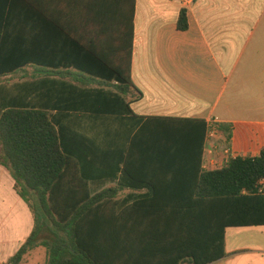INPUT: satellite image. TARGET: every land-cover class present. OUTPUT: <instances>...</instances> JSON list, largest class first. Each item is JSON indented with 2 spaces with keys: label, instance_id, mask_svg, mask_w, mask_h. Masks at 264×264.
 I'll use <instances>...</instances> for the list:
<instances>
[{
  "label": "trees",
  "instance_id": "obj_1",
  "mask_svg": "<svg viewBox=\"0 0 264 264\" xmlns=\"http://www.w3.org/2000/svg\"><path fill=\"white\" fill-rule=\"evenodd\" d=\"M65 2L83 30L66 36L77 48L73 59L87 58L82 66L75 64L78 72L90 85L114 81L120 95L135 91L132 100L140 99L130 78L135 0ZM39 10L35 0H0V14L7 16L0 23V83L33 62L31 51L19 50L31 44L32 34L11 32V16ZM187 28L182 11L177 29ZM50 73L62 79L68 74ZM118 100L98 111L116 112ZM127 112L125 104L122 113ZM207 132L203 120L146 118L125 152L103 153L101 174L117 173L121 166L119 185L92 195L97 148L84 138L79 148L67 146L47 112L10 98L0 106V166L12 176L34 228L3 264H21L39 247L46 250L44 264H210L225 257L226 228L264 226L259 192L264 149L257 157H235L220 169L203 171ZM128 181L150 187L153 194L120 209ZM164 187L169 191H161Z\"/></svg>",
  "mask_w": 264,
  "mask_h": 264
},
{
  "label": "crops",
  "instance_id": "obj_2",
  "mask_svg": "<svg viewBox=\"0 0 264 264\" xmlns=\"http://www.w3.org/2000/svg\"><path fill=\"white\" fill-rule=\"evenodd\" d=\"M35 2L39 11L11 16V32L32 34L31 44L19 50L31 51L33 62L10 77H16L18 100L47 112L67 146L79 148L84 138L97 148L96 171L82 166L94 177L92 195L119 185L121 166L117 173L101 174L103 153L125 152L146 118L197 119L207 123L208 132L213 128V139L205 140L203 171L220 169L235 157H257L264 149V0H135L130 78L141 93L138 100H132L135 91L120 95L114 81L90 85L75 67L87 58L73 59L77 48L66 37L83 33L78 16L67 11L65 0ZM182 11L185 31L177 29ZM5 17L0 14L1 24ZM54 71L68 73L67 78ZM102 74L108 75L104 66ZM117 97L116 112L98 111ZM125 104L130 113H122ZM121 194L120 209L153 191L128 181ZM33 228L30 209L0 166V264L15 255ZM224 252L210 264H264V226L226 228ZM41 256L47 257L46 250L36 248L21 264H40L34 259Z\"/></svg>",
  "mask_w": 264,
  "mask_h": 264
},
{
  "label": "rangeland",
  "instance_id": "obj_3",
  "mask_svg": "<svg viewBox=\"0 0 264 264\" xmlns=\"http://www.w3.org/2000/svg\"><path fill=\"white\" fill-rule=\"evenodd\" d=\"M16 77H8L3 79V81L0 83V94L2 93L3 95H0V99L4 100L3 102H0V106L3 104H7L10 101V98H13L17 95L16 93ZM39 259V260H38ZM34 259V262L37 261L40 264H44L47 257L41 256L40 258Z\"/></svg>",
  "mask_w": 264,
  "mask_h": 264
},
{
  "label": "built area",
  "instance_id": "obj_4",
  "mask_svg": "<svg viewBox=\"0 0 264 264\" xmlns=\"http://www.w3.org/2000/svg\"><path fill=\"white\" fill-rule=\"evenodd\" d=\"M214 131L215 130L213 128H211L209 130V132L207 133V137H206L207 142H209V141H211L213 139V137H214ZM213 150H214V147L211 144L207 148V154L212 155L213 154ZM260 185H261V188H260L259 192L264 196V180L260 181Z\"/></svg>",
  "mask_w": 264,
  "mask_h": 264
}]
</instances>
